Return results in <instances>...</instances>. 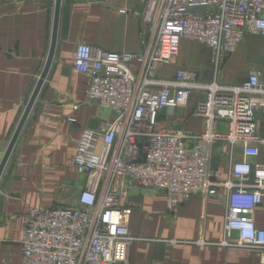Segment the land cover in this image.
I'll return each mask as SVG.
<instances>
[{
	"label": "built area",
	"instance_id": "2783aa9c",
	"mask_svg": "<svg viewBox=\"0 0 264 264\" xmlns=\"http://www.w3.org/2000/svg\"><path fill=\"white\" fill-rule=\"evenodd\" d=\"M141 22L140 37L152 35L142 53L115 52L79 44L73 67L87 78L80 105L111 112L98 128L84 127L73 166L85 176L75 206L32 208L14 234L20 264H127L132 236V187L162 191L168 211L193 195L226 192L225 247L252 248L264 264V229L253 220L264 203V165L253 163L264 145V80L260 69L234 85L203 82L195 71L179 69L171 79L160 69L176 62L182 39L211 51L218 73L246 34L264 39V0H134L119 8ZM137 61L133 71L130 63ZM197 95L193 114L202 119L198 133L158 127L163 110L185 109ZM240 145L221 179L211 165L213 144Z\"/></svg>",
	"mask_w": 264,
	"mask_h": 264
},
{
	"label": "crops",
	"instance_id": "0c3cea01",
	"mask_svg": "<svg viewBox=\"0 0 264 264\" xmlns=\"http://www.w3.org/2000/svg\"><path fill=\"white\" fill-rule=\"evenodd\" d=\"M133 4L134 0H61L50 67L0 175V264H20L14 234L23 228L30 209L77 205L85 182L73 166L77 142L84 127L98 128L111 112L80 105L73 113L75 122L66 119L87 87L85 75L73 67L76 48L85 43L115 52L148 51L153 36L140 37L139 19L119 12L120 7ZM54 7L55 0H0V160L44 68ZM226 58L224 68L222 63L216 73L210 49L182 39L176 62L163 66L159 75L171 79L177 70L186 69L195 71L200 81L234 85L257 67L264 80L263 38L246 34ZM130 68L138 70L139 63L132 61ZM196 102L193 94L185 109L163 110L157 126L198 133L202 119L193 114ZM259 149L252 162L264 165V145ZM241 159L240 145L213 144L211 165L222 180L229 176L230 162ZM226 197L223 190L208 197L193 195L168 211L162 191L132 187L127 264H262L252 248L220 244ZM253 220L264 229V203L255 208Z\"/></svg>",
	"mask_w": 264,
	"mask_h": 264
},
{
	"label": "water",
	"instance_id": "95a60500",
	"mask_svg": "<svg viewBox=\"0 0 264 264\" xmlns=\"http://www.w3.org/2000/svg\"><path fill=\"white\" fill-rule=\"evenodd\" d=\"M60 6H61V0H55V7H54V19H53V27H52V35H51V43H50V47H49V51H48V55H47V59H46V62H45V65H44V68L37 80V83L32 91V94L27 102V105L25 107V110L22 114V117L18 123V126L0 160V175L2 173V170L8 160V157L11 153V150L16 142V139L19 135V132L24 124V121L32 107V104L34 103L36 97H37V94L40 90V87L44 81V78L46 77V74L48 72V69L50 67V64H51V61H52V58H53V54H54V49H55V45H56V39H57V30H58V20H59V13H60Z\"/></svg>",
	"mask_w": 264,
	"mask_h": 264
},
{
	"label": "rangeland",
	"instance_id": "374dc122",
	"mask_svg": "<svg viewBox=\"0 0 264 264\" xmlns=\"http://www.w3.org/2000/svg\"><path fill=\"white\" fill-rule=\"evenodd\" d=\"M257 36H258V35H257ZM240 54H241V53H239V55H238V56H240ZM227 57H228V56H227ZM226 59H227V58H226ZM230 59H231V58H229V61H230ZM227 61H228V59H227V60H225V61L223 62V65H222V66H223V68H224V66L226 65V62H227ZM233 63H234V61H233ZM260 66H261L262 68H261V67H259V68H261V69L263 70V69H264V65H260ZM231 78L233 79V77H231Z\"/></svg>",
	"mask_w": 264,
	"mask_h": 264
}]
</instances>
